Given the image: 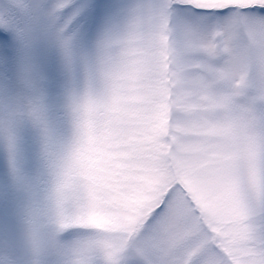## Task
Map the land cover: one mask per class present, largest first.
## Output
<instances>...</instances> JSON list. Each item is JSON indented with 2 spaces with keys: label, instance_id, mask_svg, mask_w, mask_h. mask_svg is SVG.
<instances>
[{
  "label": "snow or ice",
  "instance_id": "1",
  "mask_svg": "<svg viewBox=\"0 0 264 264\" xmlns=\"http://www.w3.org/2000/svg\"><path fill=\"white\" fill-rule=\"evenodd\" d=\"M0 264H264V0H0Z\"/></svg>",
  "mask_w": 264,
  "mask_h": 264
}]
</instances>
